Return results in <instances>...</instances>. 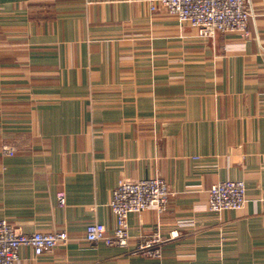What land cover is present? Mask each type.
Segmentation results:
<instances>
[{"label":"crops","instance_id":"obj_1","mask_svg":"<svg viewBox=\"0 0 264 264\" xmlns=\"http://www.w3.org/2000/svg\"><path fill=\"white\" fill-rule=\"evenodd\" d=\"M249 3L248 36L208 39L149 0H0V219L71 237L18 264H264V0ZM157 176L168 210L131 213L129 247L84 239L113 232L121 182ZM228 178L246 205L205 210ZM157 224L163 257L133 253Z\"/></svg>","mask_w":264,"mask_h":264},{"label":"built area","instance_id":"obj_2","mask_svg":"<svg viewBox=\"0 0 264 264\" xmlns=\"http://www.w3.org/2000/svg\"><path fill=\"white\" fill-rule=\"evenodd\" d=\"M154 13L158 5L180 23L198 29L203 38L213 39L217 33H240L248 36V21L253 15L249 0H149ZM3 152L15 154V149L4 145ZM171 190L161 177H151L121 182L112 192L109 207L115 217L113 232L106 224L92 222L87 225L85 240L90 244L104 242L108 246L129 247L130 234L128 218L131 213L153 210L163 215L168 210ZM65 193L58 194L59 204L65 206ZM248 202L246 183L242 179H224L215 183L209 191L205 210L221 212L243 208ZM181 226L194 223L193 218L179 221ZM178 236V231L171 237ZM71 240L67 230L25 232L8 219H0V264H18L22 247H31L39 256L52 252L56 247ZM163 238L159 224L151 234L136 242L133 253L154 258L163 257Z\"/></svg>","mask_w":264,"mask_h":264},{"label":"rangeland","instance_id":"obj_3","mask_svg":"<svg viewBox=\"0 0 264 264\" xmlns=\"http://www.w3.org/2000/svg\"><path fill=\"white\" fill-rule=\"evenodd\" d=\"M208 201H209V198H208ZM208 211H210V210H208ZM211 212H214V211H211Z\"/></svg>","mask_w":264,"mask_h":264}]
</instances>
